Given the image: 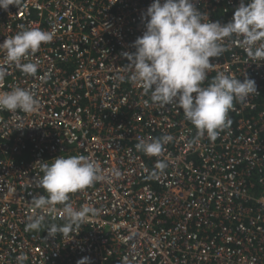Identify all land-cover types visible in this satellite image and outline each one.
<instances>
[{
    "label": "built area",
    "instance_id": "built-area-1",
    "mask_svg": "<svg viewBox=\"0 0 264 264\" xmlns=\"http://www.w3.org/2000/svg\"><path fill=\"white\" fill-rule=\"evenodd\" d=\"M152 2L19 0L0 9V43L20 25L55 33L22 61L38 64L35 76L9 65L0 50L7 73L0 93L19 86L39 100L34 113L0 111V264H18L22 254L24 264H77L85 256L91 264H121L125 256L130 264H264V62L225 40L203 86L224 73L254 79L257 93L234 102L230 127L214 141L199 137L181 109L152 102L125 71L122 54L136 51ZM240 2L193 0L221 23ZM166 134L174 139L159 157L135 147ZM60 155H84L102 169L103 181L69 201L97 213L67 236L48 237L51 224L65 222L58 213H43L42 228L25 231L40 214L33 196L46 195L38 186L41 163ZM158 160L168 167L150 179Z\"/></svg>",
    "mask_w": 264,
    "mask_h": 264
},
{
    "label": "clouds",
    "instance_id": "clouds-1",
    "mask_svg": "<svg viewBox=\"0 0 264 264\" xmlns=\"http://www.w3.org/2000/svg\"><path fill=\"white\" fill-rule=\"evenodd\" d=\"M18 3L19 0H0V9L7 11L10 5ZM142 19L146 21V30L133 43L136 51L122 54L129 61L123 66L130 72L128 79L138 83L145 94L151 93V101L159 106L175 104L199 137L206 134L214 141L221 131L230 127L232 121L228 114L234 110V102L246 103L257 93V85L254 79L246 77L241 81L217 73L206 87L203 86L213 65L210 58H218L227 50L224 43L227 39L238 42L250 61L264 62V0H241L228 23L210 21L209 15L200 11L193 0H153ZM19 29L0 43V50H4L9 65L25 75L35 76L38 64L22 61L35 54L42 43H51L55 33L25 25H20ZM6 74L0 70V81ZM114 79L123 82L125 77L117 75ZM38 107L39 100L28 89L15 86L9 92L0 93V111L34 113ZM173 139L166 134L143 140L135 147L148 156L159 157ZM167 167L164 160H158L149 178L163 174ZM40 170L43 175L38 179V186L46 195L33 196L31 204L40 214L28 218L25 231H39L46 219L43 213L53 216L58 213L65 221L62 226L51 224L47 229L48 237L54 238L57 233L67 236L79 230L97 209L75 208L69 202L70 194L103 181L102 169L84 155H60L50 164L41 163ZM114 175L118 178L119 171H114ZM57 205L62 207L58 209ZM25 260L24 254L17 257L18 264H24ZM77 264H91V259L85 256ZM121 264H130L127 256L122 258Z\"/></svg>",
    "mask_w": 264,
    "mask_h": 264
}]
</instances>
